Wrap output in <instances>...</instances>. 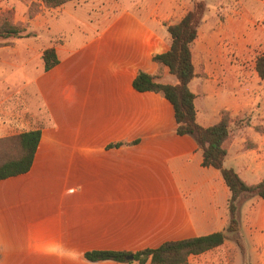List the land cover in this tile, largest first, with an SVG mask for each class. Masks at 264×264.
<instances>
[{
  "label": "crops",
  "instance_id": "1",
  "mask_svg": "<svg viewBox=\"0 0 264 264\" xmlns=\"http://www.w3.org/2000/svg\"><path fill=\"white\" fill-rule=\"evenodd\" d=\"M89 1L45 8L0 0L21 28L0 37V139L40 131L29 171L0 180V264H137L91 262L84 253L133 254L217 232L223 244L187 264H264V199L240 204L238 246L226 233L230 193L220 172L203 167L195 141L176 133L161 94L132 87L140 71L176 84L152 60L169 49L167 26L183 16L170 21L176 3L109 8L97 0L100 13L86 16L79 8ZM257 1L205 13L191 46L196 123L209 127L228 114L223 166L247 185L264 181V86L245 63L248 47L264 40ZM50 47L58 64L44 71Z\"/></svg>",
  "mask_w": 264,
  "mask_h": 264
},
{
  "label": "trees",
  "instance_id": "2",
  "mask_svg": "<svg viewBox=\"0 0 264 264\" xmlns=\"http://www.w3.org/2000/svg\"><path fill=\"white\" fill-rule=\"evenodd\" d=\"M28 2L29 0H20ZM69 1L79 0H40L45 8H55ZM204 13V4L196 2L192 9L185 12L181 19L169 26V49L155 54L152 60L160 66H165L176 78V84H161L155 81L156 76L138 72L132 81V87L138 92H154L161 94L172 106L176 133L190 136L202 155V166L218 170L227 186L230 196L227 202L228 226L226 233L233 234L234 240L240 246L235 236L238 229L240 204L249 198L264 199V181L255 185L245 184L232 170L224 168L226 156L224 143L229 137L230 122L228 114L222 113L217 123L209 127H201L196 123L194 108L195 95L190 91L189 84L195 77L192 63L191 46L197 38V30ZM0 36L4 38L18 36L20 29L10 24H2ZM43 70L48 71L58 64L52 47L41 53ZM254 70L260 80H264V54L256 57ZM40 140V131L32 130L0 139V180L24 174L29 171ZM6 142L11 146L6 147ZM226 238L223 232L192 237L178 241H168L155 249H146L132 254V260H126L131 253L116 251H90L84 253V258L91 262L112 260L137 264H187L189 256L199 255L218 246Z\"/></svg>",
  "mask_w": 264,
  "mask_h": 264
},
{
  "label": "rangeland",
  "instance_id": "3",
  "mask_svg": "<svg viewBox=\"0 0 264 264\" xmlns=\"http://www.w3.org/2000/svg\"><path fill=\"white\" fill-rule=\"evenodd\" d=\"M97 0H91L89 2H86L85 4H81L80 8H79V12L83 11V13L86 14V16H92L95 14L100 13L98 10H95L94 7L97 4L96 2ZM101 1V0H99ZM109 1V8H111V5H113V3H118V4H125L127 5L129 3L128 0H108ZM141 1H145V0H141ZM162 2H174L177 5V8L175 10V8L173 7V13H172V17L170 18V21L175 22L181 15H184L185 12H187L188 10L192 9L193 5L196 2H203L204 4V13H210V16H213L211 14H214L216 12H218V10H221V6L225 5V4H232L234 2H241L243 4L245 3H250V2H258L257 0H161ZM103 7H106L105 1L103 0ZM213 6L217 7L213 10ZM92 8H94L93 10H91ZM208 9V10H207ZM37 10V4H32L31 7L29 8V15H32L35 11ZM112 12H110L111 15ZM219 13V12H218ZM11 11L10 10H5L4 12H0V32L2 31V24H10L12 26H14L11 21ZM17 27V26H14ZM18 29L21 30V28L17 27ZM2 37V36H0ZM248 54H249V58L247 60H245V63L248 65L250 63H254L255 64V59L257 56L264 54V40H260L258 43L254 44L251 48L248 47L247 50ZM256 73V72H255ZM257 76V75H256ZM172 78L170 77V80ZM262 81V80H261ZM172 82L173 79H172ZM262 85L264 86V80L262 81ZM256 86V85H255ZM11 146V144L6 142V147ZM232 238L234 239L235 237L232 236ZM229 252L227 251L226 254L228 255V259L231 262V253L228 254Z\"/></svg>",
  "mask_w": 264,
  "mask_h": 264
},
{
  "label": "water",
  "instance_id": "4",
  "mask_svg": "<svg viewBox=\"0 0 264 264\" xmlns=\"http://www.w3.org/2000/svg\"><path fill=\"white\" fill-rule=\"evenodd\" d=\"M126 260L131 261V260H132V254L128 255V256L126 257Z\"/></svg>",
  "mask_w": 264,
  "mask_h": 264
}]
</instances>
